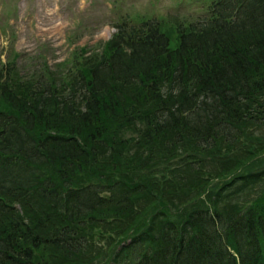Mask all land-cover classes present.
I'll return each instance as SVG.
<instances>
[{
	"label": "trees",
	"instance_id": "trees-1",
	"mask_svg": "<svg viewBox=\"0 0 264 264\" xmlns=\"http://www.w3.org/2000/svg\"><path fill=\"white\" fill-rule=\"evenodd\" d=\"M165 22L0 66V264H264V0Z\"/></svg>",
	"mask_w": 264,
	"mask_h": 264
},
{
	"label": "rangeland",
	"instance_id": "rangeland-1",
	"mask_svg": "<svg viewBox=\"0 0 264 264\" xmlns=\"http://www.w3.org/2000/svg\"><path fill=\"white\" fill-rule=\"evenodd\" d=\"M208 2L210 0H0V66L6 59L14 58L20 75L31 73L35 61L43 64L41 71L58 73L70 66L73 52L86 50L84 56L79 55L81 59L105 50L118 20L164 18L169 21L165 25L175 27L174 22L187 24L202 18ZM170 39V48L174 49L176 34H170Z\"/></svg>",
	"mask_w": 264,
	"mask_h": 264
}]
</instances>
